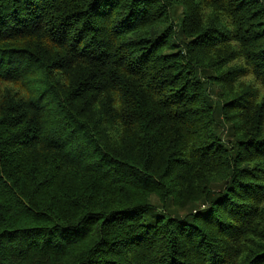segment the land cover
Instances as JSON below:
<instances>
[{
  "label": "trees",
  "instance_id": "1",
  "mask_svg": "<svg viewBox=\"0 0 264 264\" xmlns=\"http://www.w3.org/2000/svg\"><path fill=\"white\" fill-rule=\"evenodd\" d=\"M0 264H264V0H0Z\"/></svg>",
  "mask_w": 264,
  "mask_h": 264
}]
</instances>
